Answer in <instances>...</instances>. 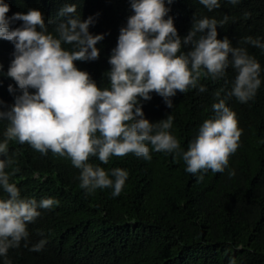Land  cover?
Segmentation results:
<instances>
[{
  "label": "trees",
  "instance_id": "obj_1",
  "mask_svg": "<svg viewBox=\"0 0 264 264\" xmlns=\"http://www.w3.org/2000/svg\"><path fill=\"white\" fill-rule=\"evenodd\" d=\"M4 2L10 6L8 17L26 14L29 9L40 10L53 34L55 27L69 18L59 15L65 5L75 4L77 11L72 15L82 21L93 17L90 33L104 36L96 45L99 58L75 64L88 72L98 87L110 88L108 60L120 29L134 14L130 0ZM166 6L181 38L188 35L193 18L220 21L227 15L223 27L217 26L218 39L227 36L234 47L246 48L261 66V85L247 103L227 96L237 76L231 66L217 79L202 69L198 86L177 92L172 108L155 92L150 93L151 100H139L150 121L173 117L170 131L186 151L203 122L214 117L212 106L218 102L215 93L223 89L221 98L236 113L243 130L228 166L222 173L208 170L193 175L186 171L182 156L175 153L152 150L150 160L129 153L112 156L107 164L96 156L90 157L88 162L94 167L128 172L123 190L113 197L111 188L87 194L80 187V170L67 156L51 151L45 155L27 143L10 141L7 155L14 163L5 171L10 174L9 182L19 188L21 198H35L37 202L54 198L58 204L51 209H38L41 215L27 225L28 247L22 241L20 247L9 249L7 257L0 256V264L5 259L12 264H230L233 259L236 264H264V48L242 43L251 36L264 44V0H240L237 4L220 0V7L212 11L199 0H173ZM245 13L249 15L246 17ZM22 24L17 20L11 28ZM190 47H182L181 51L187 52ZM14 51L12 42L0 39V100L9 108L19 94L8 91L10 84L17 87L7 76ZM200 86L206 90L199 91ZM8 124L7 120H0V141ZM14 169L19 171L13 175ZM0 198H8L2 187ZM42 239L47 241L43 250H29Z\"/></svg>",
  "mask_w": 264,
  "mask_h": 264
},
{
  "label": "clouds",
  "instance_id": "obj_2",
  "mask_svg": "<svg viewBox=\"0 0 264 264\" xmlns=\"http://www.w3.org/2000/svg\"><path fill=\"white\" fill-rule=\"evenodd\" d=\"M130 2L134 14L128 18L126 27L120 29L117 45L108 60L110 88L102 89L75 64L99 58L96 45L104 36L90 33L93 17L82 21L72 15L77 11L75 4L65 5L59 15L69 18L60 22L53 34L40 10L29 9L26 14L8 17L10 6L0 0V39L12 42L15 49L7 76L17 87L10 84L8 91L19 92L10 108L0 100V120L9 122L0 141V187L8 194L7 199L0 198V256L7 257L9 249L20 247L22 241L28 247L27 225L41 215L38 209H51L58 204L54 198L39 202L35 198H21L19 188L9 182L10 174L5 171L14 163L7 155L10 141L27 143L45 155L51 151L67 156L80 170V187L87 194L111 188L113 197L120 195L128 172L94 167L88 162L90 157L96 156L107 164L110 157L129 153L145 160L151 159L152 150L175 153L182 156L186 171L195 175L208 170L224 172L229 158L237 151L243 130L236 113L221 98L223 89L215 93L218 102L212 106L214 117L203 122L186 151L170 131L173 117L168 115L152 122L139 104L140 98L151 100L150 93L155 92L172 108V98L177 92L198 86L202 69L217 79L225 75L229 66L237 71V76L227 96H234L240 103L252 100L261 85V66L246 48L234 47L227 36L218 39L217 26L223 27L228 16L220 21L193 18L191 30L181 38L166 6L173 0ZM199 2L209 11L220 7V0ZM228 2L237 4L240 0ZM17 20L23 24L11 28ZM242 43L264 48L259 39L251 36ZM189 45V51H181ZM2 69L0 64V72ZM205 90L199 87V91ZM18 171L14 169L12 174ZM46 243L42 239L29 250L39 252ZM4 264L12 262L5 259ZM230 264H236L235 260Z\"/></svg>",
  "mask_w": 264,
  "mask_h": 264
}]
</instances>
